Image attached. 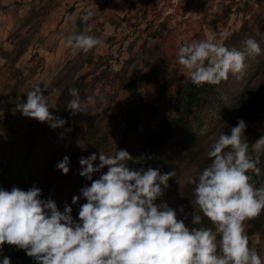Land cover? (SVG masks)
I'll use <instances>...</instances> for the list:
<instances>
[{"label":"rangeland","instance_id":"374dc122","mask_svg":"<svg viewBox=\"0 0 264 264\" xmlns=\"http://www.w3.org/2000/svg\"><path fill=\"white\" fill-rule=\"evenodd\" d=\"M88 10L93 15L82 30L90 24L89 34L103 44L88 53L66 48L64 39L78 32L75 20ZM213 32L237 48L252 36L262 51L219 84H193L178 63V47ZM34 84L41 85L49 111L65 118L62 127L15 110L18 96L26 100ZM72 87L85 113L65 108ZM190 91L198 98L192 105ZM238 118L246 132L264 135V0H0V187L35 184L60 210L70 204L75 218L85 199L73 204L71 198L91 183L79 175L81 156L118 148L133 156L152 133L172 124L178 138H166L154 152L156 167L173 172L157 202L182 205L177 216L184 218L193 211L188 178L202 171L211 144ZM64 155L67 173L55 167ZM247 234L249 246L264 256V235Z\"/></svg>","mask_w":264,"mask_h":264},{"label":"clouds","instance_id":"9594fccd","mask_svg":"<svg viewBox=\"0 0 264 264\" xmlns=\"http://www.w3.org/2000/svg\"><path fill=\"white\" fill-rule=\"evenodd\" d=\"M92 15L88 10L81 19L86 22ZM90 31L91 25L85 24L84 30L66 36L64 46L83 53L101 46L103 41ZM224 35L213 32L178 47V63L193 84H219L229 74L241 73L246 58L262 51L252 36L237 48L225 44L220 39ZM68 91L73 97L65 104L70 115L85 113L79 90ZM17 101L15 110L23 116L52 128L66 122L49 111L39 84L26 92V100L18 96ZM245 128V120L238 118L235 126L220 131L211 144L210 163L188 178L194 185L193 211L184 218L177 216L178 210L183 212L182 205L177 210L166 201L157 202L173 172L130 167L133 156L122 148L112 155L92 152L79 158V175L91 183L71 198L73 204L85 199L75 218L70 204L60 210L52 198L41 196L35 184L26 190L16 185L0 187V249L5 243L14 245L36 264H264V256L249 246L245 231V221L264 211V185L257 186L252 175L261 171L264 135L250 146ZM97 156L99 163L94 164ZM105 166L107 170L101 171ZM55 167L67 173L69 157L64 155ZM93 173H99L98 178L93 179ZM203 218L212 226H204ZM0 264L12 261L3 255Z\"/></svg>","mask_w":264,"mask_h":264},{"label":"trees","instance_id":"16d2710c","mask_svg":"<svg viewBox=\"0 0 264 264\" xmlns=\"http://www.w3.org/2000/svg\"><path fill=\"white\" fill-rule=\"evenodd\" d=\"M83 23L82 19H76L75 25L77 31H81L83 29ZM195 88V87H194ZM196 89V88H195ZM187 103L189 105H192L193 103L198 102V98L196 97L195 92H188L187 93ZM237 123V119L232 121L226 128L225 132H228L232 126H235ZM131 124H135L134 120L131 122ZM180 132L172 127V124L164 127H160L156 132L152 133L144 143H142L137 152L134 153L132 160L130 162V167H139L143 165L145 168L148 166L156 167V162L154 161V152L160 149L166 140V138L175 136L178 138ZM244 134L246 136V139L249 142V145L255 141L256 138H258L261 134L259 132L255 131H249L246 132V128L244 130ZM185 139L189 137V134H185ZM211 158H208V161L206 163V166L210 163ZM261 169L260 173L257 175L253 173V180L255 181L257 186L264 185V153H261L259 157V165ZM43 198L44 195H41ZM204 226L211 227V222L207 218H203L201 222ZM245 225L247 228V232L250 235H264V211L260 213V215L251 218L247 221H245ZM3 255H7L10 257L12 264H36V261L25 254V251L23 249H18L14 245H9L5 243L0 249V257Z\"/></svg>","mask_w":264,"mask_h":264}]
</instances>
